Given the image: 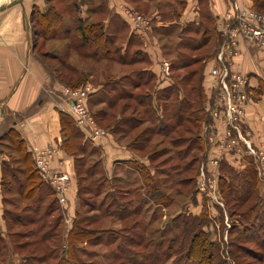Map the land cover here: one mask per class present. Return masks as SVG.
I'll list each match as a JSON object with an SVG mask.
<instances>
[{
    "label": "crops",
    "instance_id": "obj_1",
    "mask_svg": "<svg viewBox=\"0 0 264 264\" xmlns=\"http://www.w3.org/2000/svg\"><path fill=\"white\" fill-rule=\"evenodd\" d=\"M66 1L71 4L69 12L74 14L72 23L76 24L70 25L63 19L60 11L54 8L53 11L58 12L61 21L65 22L61 25L67 35L64 38L40 41L38 36L43 25L39 24L38 17L43 16L47 9L38 7L43 0H0L1 238L7 239L11 236L9 229L13 222L20 225L30 223L18 222L23 216L14 211L13 208L16 207L8 195L13 192L16 197L22 198L21 192L25 183L23 168L27 155L19 150L18 139L22 140V147L29 155L28 162L33 163V148L52 149L49 167L52 172L66 176V190L60 202L51 182L40 177L43 184L38 187L36 199L44 201L46 196L50 198L46 215L52 216L54 212L51 211L52 208H58L62 231L67 232L77 218L78 212L80 165L77 163L86 154L94 152L98 154L100 169L106 178H110L109 176L116 170L118 172L131 170V173H137L132 166L129 168V162H145L149 158L147 155H140L139 143L142 144L140 141L142 135L139 128L143 122L136 116V112L138 113L140 109L146 115H153L158 107L156 101L158 93L163 92L165 96L176 95L180 101L187 96H194L192 90L186 92L184 87H178L184 76L189 75L190 80L197 75L200 79L199 88L204 96L200 109L203 110L205 117L199 121L200 129L197 134L201 144L203 143L204 151L200 152L199 158L203 159L202 154L207 152V156L211 155L217 161L216 165H211L214 179L215 175L217 177L222 175L220 170L219 173L215 170L218 163L224 166L226 162L227 166H230L229 162L233 158L231 152L221 147L222 140L225 139V125L218 119H212L206 111V103L215 97L211 89L212 78L209 70L215 63V55L223 40L219 29L224 22L226 11L231 8L232 3L238 4L241 8L254 9L253 0ZM140 5L147 6V9L139 11ZM133 11L143 15L148 20V25L134 27L129 16V12ZM79 19L83 27L101 21L102 31L104 36H107L105 40L95 42L88 30H85L87 41L80 40L76 30ZM71 33L79 39L82 47L77 48L79 44L75 46L72 43ZM32 34L36 37L35 40L32 39ZM46 46L49 48L41 51ZM83 51H86L88 56L81 55ZM191 52L195 55H190ZM61 57H65L67 64L72 66L76 73L84 72L86 79H91L94 75V72L88 69L90 61L87 60L93 58L103 64L104 74L99 73L98 79H104L106 85L107 82L109 85L103 88L104 83L88 82L87 86L91 92L87 103L92 113L97 111L106 113L112 109L110 106L112 103L115 107L118 106L115 110L121 129L118 137L106 128L105 136L91 140L74 123L58 90L60 82L58 73L62 65L57 59ZM227 59H230L232 69L250 75L251 99L246 104L243 121L251 142L264 151V45L256 47L240 43L238 53L227 56ZM163 61L169 62L167 75L162 73ZM193 64H200L201 69L198 73L179 72ZM108 95L111 97L107 98ZM186 109L187 107L183 108L179 104V111L184 112ZM62 114L71 119L80 136L72 138L64 129ZM204 125H209L212 131L210 141L205 137ZM127 131L133 134L130 140H126L130 136L129 134L126 136ZM145 141L149 142L148 137H145ZM208 144L209 152L206 146ZM77 145L83 147L82 154H75ZM10 154L14 157L11 158ZM10 158L18 165L16 170H12L18 176L10 173V178L6 179L11 171ZM250 159L253 164L254 159ZM145 164L149 169L148 163ZM39 205L40 203L33 205L36 212L40 209ZM29 209L27 211L35 212ZM208 210L213 212L212 209Z\"/></svg>",
    "mask_w": 264,
    "mask_h": 264
},
{
    "label": "rangeland",
    "instance_id": "obj_2",
    "mask_svg": "<svg viewBox=\"0 0 264 264\" xmlns=\"http://www.w3.org/2000/svg\"><path fill=\"white\" fill-rule=\"evenodd\" d=\"M70 6L71 4L66 0H43L38 7L55 8L60 11L65 21L75 25L76 22L72 23L74 14L69 12ZM139 8V11L143 12L147 6L140 5ZM260 13L264 14V12ZM42 20L45 19L41 18L39 21ZM44 33L40 32L38 36L40 41L50 38ZM70 35L72 40L75 39L74 34ZM58 37L62 36L58 34L54 36V39ZM35 38L32 34V39L35 40ZM47 48L49 46L42 48L41 51ZM189 54L195 55L193 52ZM87 61H90L88 69L94 72L91 79L85 78L79 84L58 82L59 85L80 88L87 86L89 82L104 83L103 88H107L109 82L106 85L104 79H98L99 73L104 74L103 64L93 58ZM192 70L198 73L200 64H193L179 72ZM107 72H109L108 67ZM196 78L197 75L192 80H182L179 83L175 80L178 87H184L186 92L189 89L192 90L195 96H187L180 101L176 95L165 96L163 92L158 93L156 96L158 107L154 116L146 115L140 109L138 113L136 112V116L143 122L142 127L139 128L142 135L140 141L145 142V137H149V142L144 143L146 147L140 151V155L149 153V160L145 161L149 169L144 161L129 162V168L132 166L137 173H131V170L119 172L116 170L109 176L110 178H106L100 169L98 154L94 152L86 154L77 163L80 165L77 208L80 217L75 221L80 222L79 227L85 229L86 233L83 240L74 242V251L77 259L82 261L81 264H186L184 255L189 249L194 229H200L206 233V239L210 245H204V255H207L208 251L213 254L214 260L211 264H215V259L218 264H264V229L261 227L264 219V165L262 164L258 172L257 166L259 167L260 163L256 165L254 160L252 164L250 158L253 160L254 155L248 154L246 143L255 150L263 153L264 151L251 142L245 126L244 128L241 126L242 131L246 130L245 136L239 137L233 132L232 136L237 142L228 149V137L221 143V147L231 152L233 158L229 162L230 166H227L226 162L224 166L218 163L215 170L217 172L220 170L222 175L220 177L215 175L214 179L211 165H216L217 161L211 155L207 156L206 150V154H202L203 159L199 158L200 152L204 149L203 143H200L197 136L200 128L196 116L200 115L198 112L200 104L196 96L198 91ZM108 81L116 80L108 79ZM117 81L120 85L119 79ZM109 97L111 96L108 95L107 98ZM179 104L183 108L187 107L186 111L177 110ZM104 107L107 108L105 104ZM112 107L108 111L112 117L107 116L103 122L94 117L87 103V108L94 120L104 129L106 124L113 122V118H118L115 113L118 106ZM179 115L184 118L178 119ZM116 125L108 129L115 130L114 133L118 137ZM128 134L129 131L126 136ZM129 135L126 140H130L133 136V134ZM206 146L209 152L210 145ZM81 149L83 147L77 145L75 154H82ZM10 156L14 157L11 154ZM11 158V171L5 177L6 179H9L10 173L14 174L12 170L18 167ZM250 166L254 168H252V174L247 170ZM145 174L152 177L154 191L143 184ZM14 176L17 177L18 174L15 173ZM14 194L13 192L8 194L16 207L13 208L14 211L23 217L33 216L36 220L34 223L24 225L12 223L9 229L11 236L7 239L0 237V258L4 259L5 264H67L62 261L66 257L62 250L67 245L65 238L69 230L63 232L61 225L54 230L52 222L57 215L56 211L50 217L46 215L50 198L46 196L44 201H37L36 193L27 199L16 197ZM37 203H40V209L36 212L33 205ZM250 207L253 211H250ZM29 208L35 212L27 211L30 210ZM208 209H212L213 212L211 213ZM253 222L259 225L258 231H256L257 225H252ZM65 230H67L66 227ZM45 232L49 235L53 234L47 240L52 250L49 258L43 261L38 260L41 255L38 252L31 254V245L17 251L14 249L15 243L31 241ZM146 240H149L147 246H145ZM118 245H122L125 250L128 247L135 250L130 261L124 260ZM242 247H249L257 253V257L252 258ZM162 251L165 252L162 253ZM141 252H152V256L143 255L142 257ZM46 255L48 256V250Z\"/></svg>",
    "mask_w": 264,
    "mask_h": 264
},
{
    "label": "built area",
    "instance_id": "obj_3",
    "mask_svg": "<svg viewBox=\"0 0 264 264\" xmlns=\"http://www.w3.org/2000/svg\"><path fill=\"white\" fill-rule=\"evenodd\" d=\"M129 16L134 27L148 25V20L138 12H129ZM219 30L223 40L215 55V63L209 70L212 78L211 89L215 97L206 103V111L212 119H218L225 125L224 137L229 138L228 149L237 142L232 136L233 132L239 137L246 135V130L242 131V127L244 128V110L251 99V85L249 73L232 69L227 56L237 54L240 43L256 47L264 45V14L232 3L231 8L224 15V22ZM161 67L162 73L167 75L169 62L163 61ZM58 90L65 102L66 111L87 138L95 140L107 134V130L96 123L87 108V99L91 92L89 86L71 88L60 84ZM203 128L205 137L209 141L212 140L209 125H204ZM248 144L246 143L248 154L254 155L257 165L258 162L260 163V166H257L259 172L262 164L264 165V153ZM51 157L50 148L32 149L33 168L42 179L51 182L56 197L61 202L66 190V176L51 171L49 167Z\"/></svg>",
    "mask_w": 264,
    "mask_h": 264
},
{
    "label": "trees",
    "instance_id": "obj_4",
    "mask_svg": "<svg viewBox=\"0 0 264 264\" xmlns=\"http://www.w3.org/2000/svg\"><path fill=\"white\" fill-rule=\"evenodd\" d=\"M253 2H254L253 4H254V9L255 10L260 11V12H264V0H253ZM53 9L54 8H52V7H47L46 12L43 14V16H39L38 17L39 20L41 18L45 19L44 21L43 20L41 22L39 21L40 22L39 24L44 23V24H42L43 28H42L41 32H43V33L45 32L44 35L45 36L47 35L46 37L49 36L50 38H54V36L60 34V36H62V37H58V38H63V37L66 36V32L64 31V28L62 27L61 24L62 23L65 24V22L61 21V18H60L61 16L59 15L58 12H56L57 10L53 11ZM100 9H102V8H100ZM80 22H81V20L79 19V25L76 27V30L78 31V36H79L80 40L87 41L88 37H87V35H85V30L86 31L88 30L90 32L91 37L97 43L105 40V38L107 37V36L106 37L104 36V33L102 31L101 21H98V22H95V23L86 24V26H84V27L80 24ZM46 31L50 32V33L48 34ZM41 35H42V33H41ZM47 39H49V38H47ZM79 39L78 38H75L73 40L71 39L72 43L75 46H77L79 44L77 48L82 47V45L79 43ZM81 55L88 56L86 51L85 52L83 51V53H81ZM57 61L59 63H61V65H62V69L58 73V80L60 82H63V83L65 82V83H68V84H79L85 79L84 72H77L76 73L74 71V68L72 66H70L69 64H67L65 57H61V58L57 59ZM200 69H201V66H200ZM192 71H193L192 73L196 74V72L194 70H192ZM184 78H186V79H184ZM188 78H189V75L184 76L182 80H187ZM190 80H192V79H190ZM196 80L198 81V88H197L198 91L196 93V96L198 97L197 100H198V102L200 104L201 100L204 99V96L202 95V92L200 91V88H199L200 79L197 78V79H195V81ZM112 104L110 105L111 107L113 106ZM177 110H178V108H177ZM201 110L202 109H200V107H199V111L198 112H199L200 115L196 116V120L198 121V125H199V121L201 120V118H204L203 110H202V113H201ZM93 115H94V117L96 116L99 121H103V122L105 121L107 116L108 117H112L111 115L108 114V112L105 113V112H101V111H97V112L93 113ZM177 118L178 119H183L184 117L182 118V116L179 115ZM61 119H62V123L64 125V129L67 130V132L69 133V135H71L72 138H76V137L80 136V133H79L78 129L74 126L73 122L71 121V119L69 117H67L66 115L62 114ZM112 120H113V122H109L108 124L105 123L106 124V128L117 124L116 127L118 126V132H119L120 131V127H119L120 124L118 123V118H113ZM65 125H66L67 128H65ZM170 128H172V126H170ZM112 132H116V131L112 129ZM148 139H149V137H148ZM144 143H146V141L142 142V144L139 143V145L141 146V150H142V148L146 147V144H144ZM17 144L19 146V150L21 152H24L25 155H27V157L25 158L26 164H25V166L23 168L24 177H25V183H24V186H23V189H22V192H21L22 198L27 199V198H30L31 195H34L37 192L39 185L43 184L42 183L43 181L40 178V176L37 173V171L33 168V163L32 162H28L29 161V159H28L29 155H28V153L25 152L24 147H22V144H23L22 140L18 139L17 140ZM148 154H145V155L148 156ZM133 163H135V162H133ZM247 170L251 171V174H252L253 169H252L251 166ZM143 176H144L143 184L147 188L149 187L150 189H152L154 191L155 189H154V184H153L154 182H153L152 177L150 175H146V174L143 175ZM244 178H245V176H244ZM245 180H246L245 182H247V179H245ZM48 208H49V206H48ZM51 211H56V213H57L54 221L52 222L53 228L55 230L57 227L60 226L61 215H60L59 209L56 208V207H53ZM250 211H253L252 207H250ZM79 217H80L79 212H77V218H79ZM30 218L23 217V218L18 219V222H21V221H27L28 222L29 221L30 223H34V221L36 219H34L33 216L30 217ZM194 222L195 221H193V223ZM79 223H80L79 221L76 222L74 220L73 225L69 229L67 237L65 238V240L67 242V245H65V249H63L62 251H64V256H66V257L63 258L62 261H65V263H67V264H78V263L81 264L82 263V261H79L77 259V255H76V253L74 251V242L76 240H83L84 233H86L85 229H83L82 227H79ZM252 225L255 226L257 224L255 222H253ZM185 226H186V224H185ZM258 226L259 225L256 226V231H258V229H257ZM261 227L264 229V219L261 222ZM192 229H194V227ZM52 236H53V234L49 235L48 233L45 232L42 235H40L39 237H37L35 239H32L31 241H21V242L15 243L14 249L17 251L20 248H24V247H26L28 245H31L32 248H31V252L30 253L31 254H35L36 252H38L41 255V257H39L38 260L43 261L46 258H49V256L51 255L50 253L52 252V250H50V245H48L49 243L47 242V240H48L49 237H52ZM138 240H140V239H138ZM141 241H143V239H141ZM145 242H146L145 246H147L149 244V240H146ZM195 244L197 246H195ZM205 244L210 245L209 242L206 239V233H204L200 229L199 230H195L194 229L193 230V235L191 236V239H190L189 249L184 255L185 263L186 264L187 263H189V264H207L206 262H208V264H211V262L214 260V256L209 251H208L207 255H204V245ZM242 248H243V250L245 252H247V254H250L252 256V258L257 257V253L255 251H253L252 249H250L249 247L248 248L242 247ZM119 249L122 252L124 260H127V261L129 260L130 261L131 257L134 256L135 250H133L130 247H128L126 249L127 250L126 251L124 249V247H122V245H118V250ZM47 250H48V256L46 255ZM0 251H1V249H0ZM191 251H193V252H191ZM163 252H165V251H162V253ZM141 253H142L141 254L142 257H143V255L145 257H149V256L151 257L152 256V252H147V253L141 252ZM25 258H23V260L26 261ZM70 261H73V263H69ZM4 262H5L4 259L0 258V264H5ZM214 263L218 264L216 259H215ZM8 264H10V263H8Z\"/></svg>",
    "mask_w": 264,
    "mask_h": 264
}]
</instances>
